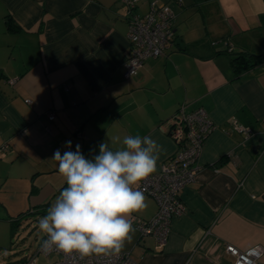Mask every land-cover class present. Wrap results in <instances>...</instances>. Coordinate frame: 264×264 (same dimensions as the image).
Returning <instances> with one entry per match:
<instances>
[{
    "label": "crops",
    "instance_id": "obj_1",
    "mask_svg": "<svg viewBox=\"0 0 264 264\" xmlns=\"http://www.w3.org/2000/svg\"><path fill=\"white\" fill-rule=\"evenodd\" d=\"M151 1L138 0L135 12ZM156 1L175 13L173 41L126 77L120 0H0V205L10 224L47 210L67 186L51 159L67 141L90 158L101 142L115 150L126 135L151 136L166 150L158 169L176 150L168 119L201 107L215 128L167 243L154 251L153 238L133 225L122 251L136 264H233L225 244L264 246V0ZM248 55L261 57L235 69L232 58ZM145 195L148 208L130 219L154 215L156 202Z\"/></svg>",
    "mask_w": 264,
    "mask_h": 264
},
{
    "label": "clouds",
    "instance_id": "obj_2",
    "mask_svg": "<svg viewBox=\"0 0 264 264\" xmlns=\"http://www.w3.org/2000/svg\"><path fill=\"white\" fill-rule=\"evenodd\" d=\"M122 147L113 150L101 142L99 154L86 157L77 144L67 141L58 162V173L67 184L46 214L38 220L45 235L42 247L81 258L117 255L135 232L134 213L148 208L141 183L157 171L160 155L166 151L151 136L126 135Z\"/></svg>",
    "mask_w": 264,
    "mask_h": 264
},
{
    "label": "built area",
    "instance_id": "obj_3",
    "mask_svg": "<svg viewBox=\"0 0 264 264\" xmlns=\"http://www.w3.org/2000/svg\"><path fill=\"white\" fill-rule=\"evenodd\" d=\"M127 13V38L129 50L125 58V76L135 74L148 57H156L164 53L174 37L175 13L168 3H158L152 0L149 9L144 14L135 12L138 0H120ZM227 43V41H224ZM10 83L14 79H9ZM31 103V99H26ZM48 119L54 114L49 112ZM168 135L176 146L175 152L164 160L157 171L141 183V190L151 196L157 205L156 211L150 218H133L132 222L140 237L150 236L154 240V251H161L167 243L171 219L184 212L181 199L182 189L195 180L200 166L198 163L203 144L215 128V123L207 112L198 107L191 111L181 107L168 119ZM234 127L248 137L252 130L232 122ZM6 148V145L2 146ZM43 239H46L44 236ZM42 239V240H43ZM225 252L234 257L233 264H258L264 246L255 244L244 250L232 244H225ZM56 254L59 259L49 264H136L130 251H121L117 255H92L81 258L77 253L65 254L42 247V241L37 253L30 257L25 264H36V256Z\"/></svg>",
    "mask_w": 264,
    "mask_h": 264
},
{
    "label": "rangeland",
    "instance_id": "obj_4",
    "mask_svg": "<svg viewBox=\"0 0 264 264\" xmlns=\"http://www.w3.org/2000/svg\"><path fill=\"white\" fill-rule=\"evenodd\" d=\"M43 215L28 214L11 227L10 218L0 205V264H25L37 253L44 234L38 228V220ZM59 259L56 254L45 256L38 253L36 264H49Z\"/></svg>",
    "mask_w": 264,
    "mask_h": 264
},
{
    "label": "trees",
    "instance_id": "obj_5",
    "mask_svg": "<svg viewBox=\"0 0 264 264\" xmlns=\"http://www.w3.org/2000/svg\"><path fill=\"white\" fill-rule=\"evenodd\" d=\"M8 26L10 28L14 26L11 23L10 19L8 20ZM253 57H257V60L254 61V59H256V58H253ZM259 57H261V56L260 55H250V56L248 55V56H246V58H243L242 56H235L234 58H232L231 63L233 64L235 69H236V67L239 70L240 69H245V68H248L250 66L255 65L260 60ZM241 62H243V65L239 66ZM30 213H33V214L41 213L42 215H44V214H46V210L38 209L37 212H25L24 214L20 213V214H18V216L14 220H12L11 227H13L15 224L19 223V221H20L22 216H26V215H28Z\"/></svg>",
    "mask_w": 264,
    "mask_h": 264
}]
</instances>
